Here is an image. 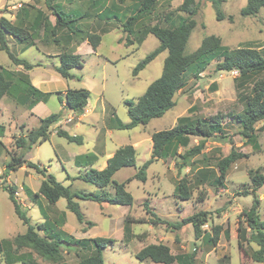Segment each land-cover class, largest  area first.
<instances>
[{
	"label": "rangeland",
	"instance_id": "obj_1",
	"mask_svg": "<svg viewBox=\"0 0 264 264\" xmlns=\"http://www.w3.org/2000/svg\"><path fill=\"white\" fill-rule=\"evenodd\" d=\"M223 1L220 6L223 19L217 21L215 10L210 3L195 0V3H198L197 14L193 17L196 24L188 39L185 53L190 54L195 51L201 41L208 36L219 38L222 45L231 49L239 46H251L264 51V9L255 17H242L239 12L245 6L246 0ZM181 3L182 0H158L154 13L135 24L134 37H130L133 39L132 44L127 46L125 45L127 35L121 27L123 18H119L118 22L110 21L107 24L94 17L80 21L86 32L99 34L101 41L95 53H90L85 46L79 49L78 54L83 59V66L70 71L74 75V79L67 81V85L70 90L91 88L90 105L96 106L97 119L94 121L88 118L81 123L79 130H75L73 125H70L71 123H68V126L63 125L62 128L68 134L82 138L81 144L69 143L64 138L58 137L56 131L62 130L60 126L50 128L48 140L33 146L25 156L27 161L47 170L48 175H52L57 182L68 187L72 193L86 196H98L103 193L101 189L78 179L88 168L101 170L104 161L102 151L104 148L97 145L96 133H99L103 128L104 120L114 119V116L120 122L127 123L129 119L125 101L135 102L150 83L160 76L163 61L167 56L166 51L159 54L136 77L132 76V70L159 45L153 35L145 34V29L153 25L168 26L170 22H175L178 16L185 17L186 14L177 11ZM24 4L35 5L45 10L41 0H0V17L12 20L11 14ZM128 4H130L129 1L122 4L120 11ZM63 6L67 11L79 4L68 5L64 2ZM123 15L126 18L129 12L123 11ZM165 15L169 16L167 24L163 21ZM229 16L232 18L231 21L228 20ZM49 17L53 22L54 17L51 15ZM102 29L105 31L102 32ZM58 36H60L58 44L46 45L37 41L35 47L23 51H20L21 42H8L9 50L14 56L31 64L41 65L30 73V84H35L33 77L35 71L39 69L41 72L48 73L47 84L55 92L61 91V84L57 80L61 77L53 70L54 66L59 65L58 58L54 56L60 52L73 53L75 50L72 41L66 40L65 34L61 32ZM138 37L143 39L140 44L137 42ZM121 38L122 41H120ZM0 66L4 69L13 68L12 62L2 51H0ZM213 67L214 64H211L198 80L188 76L189 82L186 88L174 96L175 106L163 117L153 119L146 126H138L132 130H115L112 136L102 137L104 142H98L102 145L105 143L104 147L107 151L115 150L120 146L118 144L132 145L136 149V168H138L150 158L152 147L150 135L153 132L172 128L176 124V120L182 116H189L192 119L215 118L219 120L223 128V135L205 141L202 153L191 159V167L178 174L174 168L173 159L155 161L148 167L144 183L137 180L127 182L133 177L136 169L123 168L119 170L113 179L116 182L126 183V190L133 198L130 207L74 199L85 222L92 223L91 228H87L85 223L77 222L75 216L66 210L64 199H59L53 206H49L45 200L40 199V203L51 220L56 219L60 212L65 214L66 219L60 229L71 235L73 239L101 237L114 240L112 245H108L102 251L103 264H155L149 260L139 261L135 258V254L144 246L156 244L159 238L173 248L175 246L172 239L180 241L184 249H177L174 252L183 254L193 252L192 264H264V260L262 263H256L250 258L252 252L257 248L255 244L246 243L250 228L244 217L241 216L243 211L249 210L253 201L252 195L243 194L250 189L249 170L260 169L264 174V130H261V127H264V120L255 125L258 129L256 135L259 151L253 150L251 145L245 143L234 120L235 116L241 114L245 108L241 95L249 93L255 82L264 81V72L249 80L239 82L237 73L215 72ZM35 88L41 90L40 87ZM100 95H102L101 103H104L107 109L106 115L99 114ZM58 97L62 99L61 95H51L43 104L44 108L38 111L44 112L43 116L58 113L61 110ZM67 114L65 111L62 119H65ZM0 126L3 127V137L0 138V141L4 145L0 147V177H2L9 155L19 152L15 147L16 139L24 137L28 129L36 128L38 124L30 117L27 109L19 107L10 98L5 97L0 101ZM201 142V138L192 137L187 149ZM232 148L236 152L247 154L248 157L231 164L222 186L214 187L210 182L218 176L217 162L227 156ZM179 151L184 150L179 149ZM79 155H91L92 165L90 167H85L84 164L75 165L74 158ZM198 170L202 171L195 176ZM181 178L186 179L190 193L189 200L185 202H181L173 196L174 184ZM42 179V176L26 166L15 172H10L6 178L0 179V185L17 187L16 197L26 210L32 224H40L43 219L38 206L33 203L31 197L25 194L23 188L27 187L32 193H35ZM105 192L113 194L110 188ZM255 195L259 199L258 218L260 221H264V186L258 188ZM144 204H147L149 211L158 214L161 220L170 223L179 222L180 217L183 219L200 211L207 212L209 220L201 227V231L211 235L212 227H221L216 250L201 238L195 239L191 225L183 226L175 231L167 228L164 224L135 223L137 221L148 222L151 219L149 214L144 216V212H146ZM125 217H128L130 234L124 237ZM24 231L25 226L15 216L7 193L0 188V239L11 240ZM84 231L86 232L84 233ZM138 235H143L142 239H138ZM238 241L243 243L246 255L239 250ZM61 252L64 263L75 264L79 260V256L85 255L86 250H78L74 246H64ZM32 259L35 264H50L36 255H33Z\"/></svg>",
	"mask_w": 264,
	"mask_h": 264
},
{
	"label": "trees",
	"instance_id": "obj_2",
	"mask_svg": "<svg viewBox=\"0 0 264 264\" xmlns=\"http://www.w3.org/2000/svg\"><path fill=\"white\" fill-rule=\"evenodd\" d=\"M45 10L31 4L20 5L15 9L13 20L0 17V51L6 53L14 66H21L24 71L37 67L24 59L14 56L8 47L7 38L10 37L21 42L25 49L35 46L36 41L43 44H58V34H65L67 41H86L93 50L100 44L101 37L95 32H86L80 21L89 17H94L102 23L119 21L123 18L121 27L126 33L125 45H131L134 34V26L140 20L151 16L154 13L158 0H41ZM130 2L122 11L121 6ZM206 1L215 10L216 20L221 21L223 14L220 6L223 0H199ZM64 2L68 5H76L72 9L64 10ZM264 9V0H246V4L240 9L242 17H255ZM198 3L195 0H182L177 8L178 12L186 14L185 17L178 16L175 22H170L168 26L153 25L145 29V34L153 35L159 42L157 48L141 60L132 70V76L136 77L150 62H152L162 52H167L163 61L160 76L147 87L145 92L133 101H125L127 108L128 122L122 123L115 116L117 130H132L138 126H146L151 120L164 116L166 112L175 106L174 96L186 88L189 80L188 76L194 80L200 79L207 68L214 64L215 72H236L239 82L249 80L253 76L264 72V51L257 50L251 46H239L228 48L221 44L220 39L215 36L205 37L198 48L190 54L185 53L188 39L195 27L193 17L197 14ZM123 11H128L129 15L124 18ZM54 17V22L49 16ZM169 16L163 17L164 23H168ZM228 20L232 18L229 16ZM107 27V25H106ZM105 31L102 29V32ZM134 37V36H133ZM142 37L137 38V42H142ZM59 65L54 67L60 77L73 79L70 73L72 69H79L83 66V59L79 54L71 52H61L58 56ZM3 96H8L21 104L28 103L33 106L35 103L46 102L50 93H42L32 86L28 77L22 72H15L4 69L0 66V100ZM245 103L244 111L235 116V123L239 127V134L245 143L251 145L253 150L259 151L255 125L264 120V81H257L253 84L249 93L241 95ZM60 103L62 99L58 97ZM89 99V91L85 89L67 90L64 95L65 105L55 114L40 119L37 128L29 131L24 137H19L15 141V147L19 151L9 155V160L5 165L4 173L0 179L6 178L10 172H15L23 166L32 169L36 174L43 177L37 192L32 193L27 187L23 190L28 197L32 198L34 204L38 206L42 216V223L32 224L26 210L16 197L17 187L14 185L1 184L0 188L6 192L12 204L15 216L25 226V231L18 234L11 240L0 239V264H35L33 255L50 264H66L62 260L61 249L64 246H74L78 250H86L84 256H79L75 264H103L102 251L108 245H112L114 240L107 238L73 239L60 228L65 222V214L60 212L56 219L51 220L46 210L40 203V199L45 200L49 206H53L59 199L66 201V210L71 212L79 224L85 223L87 228L93 225L90 221L85 222L75 198L90 200L97 204L107 203L117 206H131L133 198L126 190L125 182H116L114 175L123 168H134V173L130 180H137L141 183L146 181L148 167L159 160L173 159L174 168L178 174L191 167V159L200 155L204 149V142L213 137H221L223 128L221 122L215 118L204 120L200 118L192 119L189 116H182L176 120V124L167 130L153 132L150 135L151 152L150 158L140 167L136 168V149L130 145L119 147L113 155L107 159L106 166L101 170L88 168L78 179L91 184L103 191L98 196H86L72 193L68 187L57 182L52 175H48L44 168H40L24 159L25 153L37 144L46 142L49 138L50 128L61 121L65 111L75 115H81ZM264 130V127H261ZM56 135L64 138L69 143L81 144L82 138L69 135L67 132L57 130ZM3 137V127L0 126V138ZM192 137L201 138L202 142L188 148ZM0 147H3L0 142ZM179 149L184 151L180 152ZM247 154L236 152L233 148L227 156L217 162L218 176L210 182L214 187L222 186V182L231 164L240 159H246ZM91 155H82L75 159V165L84 164L85 167L92 165ZM202 170H198L195 176ZM250 189L244 195H252L253 201L247 211H243L244 217L250 228V234L246 238V243H253L257 249L252 252L250 258L256 263L264 260V221L258 218L257 210L259 199L255 191L264 186V174L260 169L249 170ZM201 181V180H200ZM188 183L185 178L178 180L173 187V196L180 201H188L190 193ZM110 188L112 195L105 192ZM146 213L151 216L148 222L137 221L135 223H149L151 225L164 224L172 230H179L181 227L191 225L195 239H202L213 247L217 245L221 227L215 226L211 229V235L201 231V227L208 222V213L200 211L192 214L181 221L170 223L161 220L155 213L149 211L147 204ZM128 217L124 219V237L130 234ZM85 232V231H84ZM142 239L143 235H138ZM238 248L242 254L246 255L243 243L238 241ZM12 249V250H11ZM193 252L191 254L173 255L168 246L164 244H150L141 248L135 258L139 261L149 260L155 264H192Z\"/></svg>",
	"mask_w": 264,
	"mask_h": 264
},
{
	"label": "crops",
	"instance_id": "obj_3",
	"mask_svg": "<svg viewBox=\"0 0 264 264\" xmlns=\"http://www.w3.org/2000/svg\"><path fill=\"white\" fill-rule=\"evenodd\" d=\"M12 18H13V16H12ZM13 20V19H12ZM51 21V20H50ZM52 22V21H51ZM54 22V21H53ZM52 22V23H53ZM7 41L9 42H11V43H14V42H19V41H17V40H15V39H12V38H10V37H8L7 38ZM120 41H122V38L120 39ZM37 42V41H36ZM72 46H74L73 48H75V50H73V53L74 54H78V51H79V49L82 47V46H85V48H87V50H89L90 51V53H95V51H96V49L98 48V46H97V48L95 49V50H93L92 48H91V46L86 42V41H83V42H76V40L75 39H73L72 40ZM127 46V45H126ZM33 47H35V46H33ZM31 48V47H30ZM23 50H25V46L22 44V47H21V50L20 51H23ZM61 53V52H60ZM60 53H58L56 56H54V57H56V58H58L57 56L60 54ZM53 57V58H54ZM58 60H59V58H58ZM13 65V64H12ZM32 65H34V64H32ZM38 66L37 67H34V68H32L31 70H28V71H24L23 70V68L21 67V66H14L13 65V68L12 69H8V70H11V71H15V72H22V73H24L27 77H28V79H30V73L35 69V68H38V67H41V65L40 64H37ZM55 67V66H54ZM54 67H53V70L55 71V69H54ZM57 67V66H56ZM42 71H43V69H42ZM56 72V71H55ZM57 73V72H56ZM48 73H46V72H41L39 69H38V71H35V74H34V77H33V81H35V84H31L32 86H35V87H40L39 89H41V90H39L40 92H42V93H50V96L51 95H53V94H55V95H58V96H60L61 95V97H62V103H61V109H62V105H65V102H64V95H65V92L67 91V90H70L69 88H68V85H67V81H70V80H73V79H64V78H58L57 80L59 81L58 83H60L61 84V91L60 92H55L48 84H47V81L49 80L48 79V75H47ZM58 74V73H57ZM59 75V74H58ZM74 76V75H73ZM66 82V83H65ZM86 89H88L89 90V99H88V102H87V106L85 107V109H84V112L81 114V115H75V114H73L72 112H68L67 111V115L65 116V119H62L60 122H58L57 124H55V125H53L52 127H55V126H60L61 128L63 127V125L64 126H68L67 124L68 123H71L70 125H73V128L75 129V130H79L81 127V123H83L85 120H87L88 118H90V119H92V120H94V119H97L96 117V114H98L97 112H96V106H91L90 105V99H91V88H87L86 87ZM49 96V97H50ZM10 98V97H8V96H3L2 98H1V100L0 101H2L4 98ZM49 97H48V99H49ZM101 98H102V95H100V100H99V102H100V113L99 114H101V115H106V113H107V109H106V107H105V105H104V103H101L102 102V100H101ZM12 101H14L16 104H18V106L19 107H23V108H25V109H27V111H29V113H30V117L32 118V119H34V120H36L37 121V124L39 125V120L40 119H43V117L45 118V117H47V116H43L45 113L44 112H40V111H38V110H40V109H43L44 107H43V104H45L46 102H43V101H40V102H37V103H35L33 106H29V104L28 103H26V104H21V103H19V102H17L16 100H14V99H12V98H10ZM47 99V100H48ZM49 116V115H48ZM106 119V118H105ZM111 120H112V118H110ZM104 120L103 121V128L100 130V132L99 133H96V138H97V140H96V143H97V145H99L100 146V148H104L102 151H103V155H104V161H103V163H102V167L100 168V169H103L105 166H106V161H107V159H109L112 155H113V153L119 148V147H122V146H124V145H121V144H118V145H120L118 148H115V150H113V151H107L106 149H105V143H104V145H102V143H98L99 141L100 142H102L103 141V139H102V137L103 136H112L113 134H114V132H115V130L117 131V129H115V125H116V123L115 122H111V120ZM94 121H96V120H94ZM113 121V120H112ZM38 127V126H37ZM36 127V128H37ZM51 127V128H52ZM92 128H94V126H91ZM33 129H35V128H32V129H28V132L29 131H31V130H33ZM62 130H64L63 128H62ZM102 130H104L105 132L104 133H102L101 131ZM65 132H67L66 130H64ZM119 131V130H118ZM121 131H123V130H121ZM27 132V133H28ZM96 132H98V131H96ZM26 133V134H27ZM68 133V132H67ZM70 135V134H69ZM99 139V140H98ZM0 142H2V141H0ZM104 142V141H103ZM3 144V143H2ZM37 145H39V144H37ZM4 146V145H3ZM36 146V145H35ZM26 154H27V152L25 153V156H26ZM25 156H24V159L26 160V158H25ZM80 156V155H79ZM79 156H76L75 158H74V164H75V159L77 158V157H79ZM27 161V160H26ZM47 171V170H46ZM182 202V201H181ZM152 210H153V208H152ZM153 212V211H152ZM145 214H144V216H147L148 214L146 213V212H144ZM154 213V212H153ZM156 214V213H155ZM157 216H159L158 214H156ZM180 217V216H179ZM180 219L182 220V218L180 217ZM146 220H147V217H146ZM180 220V221H181ZM86 232V231H85ZM84 232V233H85ZM82 239H84V238H82ZM164 244V245H166V246H168L169 247V249H170V252L173 254V255H179V254H183V253H175L174 252V250H177V249H184V246H182L181 244V242L180 241H177L175 238L174 239H172V243H174V248L171 246V245H169V244H167V242H163V240L161 239V238H159L158 239V242L156 243V244ZM250 244H253V243H250ZM256 246V245H255ZM216 246L214 247V250H216ZM256 248H257V246H256ZM256 250V249H255ZM186 254H188V253H186Z\"/></svg>",
	"mask_w": 264,
	"mask_h": 264
},
{
	"label": "built area",
	"instance_id": "obj_4",
	"mask_svg": "<svg viewBox=\"0 0 264 264\" xmlns=\"http://www.w3.org/2000/svg\"><path fill=\"white\" fill-rule=\"evenodd\" d=\"M236 73V72H235Z\"/></svg>",
	"mask_w": 264,
	"mask_h": 264
}]
</instances>
